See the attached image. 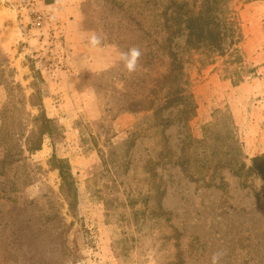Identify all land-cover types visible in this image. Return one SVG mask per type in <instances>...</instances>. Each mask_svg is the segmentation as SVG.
<instances>
[{"label":"rangeland","instance_id":"1","mask_svg":"<svg viewBox=\"0 0 264 264\" xmlns=\"http://www.w3.org/2000/svg\"><path fill=\"white\" fill-rule=\"evenodd\" d=\"M169 2L0 0V28H15L17 46L36 44L24 57L29 85L0 48V264H211L216 251L221 264H264V176L253 170L264 157V0L232 1L239 57L186 66L195 110L185 124L174 106L156 119L146 112L171 92L159 24ZM92 32L95 48L118 56L138 46V70L118 60L88 71L94 54L68 44L90 45ZM39 59L84 70L72 129L49 113L42 137L44 81L30 64ZM40 139V150H26ZM219 159L232 169L209 171Z\"/></svg>","mask_w":264,"mask_h":264},{"label":"trees","instance_id":"2","mask_svg":"<svg viewBox=\"0 0 264 264\" xmlns=\"http://www.w3.org/2000/svg\"><path fill=\"white\" fill-rule=\"evenodd\" d=\"M232 1L193 0L188 3L171 0L165 12L161 14L159 24L164 31L161 47L169 60V74L164 78L162 88H167L171 92L165 94L163 104L158 108L153 109V105L150 104V108L146 110L152 113L151 116L154 119L171 106L176 107L178 120L183 124L187 122L188 115H193L195 106L193 96L188 91L190 82L185 72L186 66H207L214 64L217 59L239 57L237 47L241 43L242 35L237 12L231 6ZM175 40H182L183 45L173 44ZM39 106V114L43 123L42 134L40 133L42 137L50 135L48 125L52 122L46 117L42 104ZM164 124L168 125V122L163 121ZM232 144L234 145L233 138ZM41 145L42 140L40 139L33 146L26 142L25 147L29 152H36L40 150ZM262 162H264V157L253 159V170L261 177L264 176V167L258 164ZM211 165L213 167H210L209 171L215 172L223 168L232 169L233 162L219 159ZM242 169L241 166L237 167L238 172ZM59 176L64 181L65 177L61 172Z\"/></svg>","mask_w":264,"mask_h":264},{"label":"crops","instance_id":"3","mask_svg":"<svg viewBox=\"0 0 264 264\" xmlns=\"http://www.w3.org/2000/svg\"><path fill=\"white\" fill-rule=\"evenodd\" d=\"M12 32L10 31V27H4V24H1L0 28V48L3 51L11 52L12 51V61L14 64L12 65L15 69V74L19 75V80L21 79L22 83H26L29 85L30 79L24 78V75L28 76L31 73L30 68L28 65H25V55H31L33 57L35 53V42L28 38L27 45L23 47L20 45L17 46L19 43V39L22 38L18 37L17 34L14 32L15 28H12ZM12 33V34H11ZM10 35V37H9ZM69 48L71 53L76 56H81L80 54H86L93 56V60L87 61L89 67L85 66L88 71L93 73H99L105 71L109 68L114 67L118 60L119 56L117 50L113 47H102V48H95L91 45H88L84 39H82L81 43L76 42L72 44L69 42ZM22 52H25L24 55H20ZM37 51V50H36ZM97 54V59H95V55ZM34 58V57H33ZM36 59V58H35ZM60 63V61H59ZM30 64L34 65L35 70L38 71L41 79L44 81L43 84V92L41 95V104L45 115L48 119V114H51V119L57 120L60 124L63 125L65 129H72V123L77 119H67L66 116L78 114L77 110V102L76 100L79 99V93L84 92L83 80L81 76L84 75V70L81 67L75 66L74 64H70L65 61L61 65H56L52 63L48 65L47 62H43L42 59L38 61H33ZM81 68V69H80ZM79 69V70H78ZM17 75V76H18ZM83 86V90L80 86ZM28 97L33 92L31 89L28 88ZM6 98V85H0V110L1 105H3V100ZM127 116H121V119H126ZM120 118L117 119L115 124L120 125L121 121ZM129 118H127L128 120ZM1 125V124H0Z\"/></svg>","mask_w":264,"mask_h":264},{"label":"clouds","instance_id":"4","mask_svg":"<svg viewBox=\"0 0 264 264\" xmlns=\"http://www.w3.org/2000/svg\"><path fill=\"white\" fill-rule=\"evenodd\" d=\"M89 44L92 47L99 46L101 44V36L96 32L90 33ZM143 54V51L138 46H132L127 51L119 52V61L123 64V68L129 75L138 70L140 67L139 62ZM223 255V251L213 252L211 256V264H221Z\"/></svg>","mask_w":264,"mask_h":264}]
</instances>
